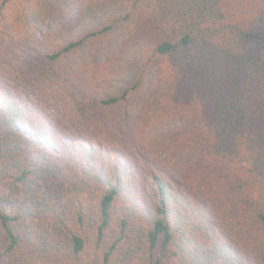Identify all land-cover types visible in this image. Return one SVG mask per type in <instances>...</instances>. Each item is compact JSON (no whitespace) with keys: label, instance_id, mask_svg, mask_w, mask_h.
I'll return each instance as SVG.
<instances>
[{"label":"trees","instance_id":"trees-1","mask_svg":"<svg viewBox=\"0 0 264 264\" xmlns=\"http://www.w3.org/2000/svg\"><path fill=\"white\" fill-rule=\"evenodd\" d=\"M246 1L0 0L17 25L65 22L36 79L109 136L58 147L1 90L0 264H264V0L252 32Z\"/></svg>","mask_w":264,"mask_h":264},{"label":"rangeland","instance_id":"rangeland-1","mask_svg":"<svg viewBox=\"0 0 264 264\" xmlns=\"http://www.w3.org/2000/svg\"><path fill=\"white\" fill-rule=\"evenodd\" d=\"M262 8L261 0H247L244 3L240 14L250 32L259 29L256 22ZM11 13L9 8L0 5V93L1 90L9 89L15 96L28 101L29 107L35 112L39 110L41 114L44 113L55 126L58 147L64 146L66 135L79 141H106L109 138L106 133L94 136L83 125L74 123L64 112L62 104L65 98L62 96L58 100L52 85L40 84L36 79V71L47 64L42 55L43 40L51 33L63 29L65 22L53 18L40 19L33 27H28L15 24ZM107 132L110 133L109 130ZM114 132L112 126L111 136Z\"/></svg>","mask_w":264,"mask_h":264}]
</instances>
